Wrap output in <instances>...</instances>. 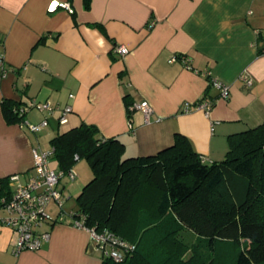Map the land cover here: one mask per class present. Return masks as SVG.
Returning a JSON list of instances; mask_svg holds the SVG:
<instances>
[{
  "label": "crops",
  "instance_id": "1",
  "mask_svg": "<svg viewBox=\"0 0 264 264\" xmlns=\"http://www.w3.org/2000/svg\"><path fill=\"white\" fill-rule=\"evenodd\" d=\"M49 1L0 0V179L17 173L25 183L35 173L33 149H51L55 134L81 123L120 138L129 156L154 155L179 133L213 162L224 158L230 134L264 121V0H58L71 12H49ZM118 44L129 52L119 54ZM211 78L229 86L226 97ZM205 95L215 98L208 115L194 106ZM6 99L32 104L23 118L47 116V126L31 132L20 120L7 122ZM143 99L153 108L148 120L129 107ZM67 105V121L59 123ZM76 163L74 178L58 184L63 204L64 189L77 186V196L92 177ZM76 196L63 211L76 209ZM46 210L53 218L60 213L55 201ZM5 215L0 209V219ZM35 230L47 233L40 248L15 254L17 235L0 221V264H100L89 229L71 218Z\"/></svg>",
  "mask_w": 264,
  "mask_h": 264
},
{
  "label": "trees",
  "instance_id": "2",
  "mask_svg": "<svg viewBox=\"0 0 264 264\" xmlns=\"http://www.w3.org/2000/svg\"><path fill=\"white\" fill-rule=\"evenodd\" d=\"M18 109L17 100H3L7 122L23 119ZM50 145L58 169L83 158L92 172L70 218L133 246L119 261L102 254L100 264H264V121L230 134L224 158L213 162L179 133L154 155L129 156L120 138L86 123L58 132ZM5 188L8 178L0 179Z\"/></svg>",
  "mask_w": 264,
  "mask_h": 264
},
{
  "label": "built area",
  "instance_id": "3",
  "mask_svg": "<svg viewBox=\"0 0 264 264\" xmlns=\"http://www.w3.org/2000/svg\"><path fill=\"white\" fill-rule=\"evenodd\" d=\"M58 8L65 9L68 12L72 11L71 4L68 1L55 0V4L54 0L48 2L47 9L49 12H53ZM114 48L121 55L129 52V49L123 44L115 45ZM176 58L177 56L172 55L168 60L174 61ZM3 66V60L0 57V68L5 72ZM242 79L246 85L251 84L252 80L250 76L243 75ZM209 82L220 90V97L227 96L229 89L227 84L216 78H211ZM214 101L215 99L213 100L205 95L194 106L201 109L205 115H208L213 107ZM31 105L19 106V115H25V112ZM129 107L132 110H140L144 114L145 120L149 119L153 111L151 104L146 99L134 102ZM41 108L51 109L48 102H42ZM70 111L71 107L68 105L61 109L59 123H65L67 121L66 115ZM47 124V116L38 122H29L24 118L20 121V126L31 132H38L47 126ZM51 155L52 148L49 150H43L38 147L34 148V175L30 176L25 183H20L19 174H11L7 177L8 188L0 190V209L6 212V215L0 221L2 224L11 227L17 235L16 242L13 246V252L15 254L23 250H37L40 248L42 239L47 238V233L40 234L36 232L35 228L43 222L61 221L70 218V212L66 213L62 210L56 218H53L46 210L50 201H55L61 210L63 201L58 184L65 175H68L71 179L75 176L71 170L64 172L60 169H52L49 166ZM73 222L76 225L84 226L82 221L74 220ZM89 231L94 244L102 254L108 255L116 261L123 258L125 247H133L123 241L115 239L110 233H98L92 229H89Z\"/></svg>",
  "mask_w": 264,
  "mask_h": 264
},
{
  "label": "rangeland",
  "instance_id": "4",
  "mask_svg": "<svg viewBox=\"0 0 264 264\" xmlns=\"http://www.w3.org/2000/svg\"><path fill=\"white\" fill-rule=\"evenodd\" d=\"M45 145L47 146V142H45ZM76 164H79L80 166H83L84 167V169H86L87 170V173L88 172H90V167H89V164H88V162L86 161V159H81V160H79ZM57 165V162H56V160H54L53 159V157L50 159V161H49V166L50 167H55ZM85 171V170H84ZM76 173V172H75ZM77 174V173H76ZM76 183L79 181V179L76 177ZM74 180V181H75ZM73 181V180H72ZM78 189V187L77 186H74V185H72L71 187H67L66 189H64V194H65V196L67 197V199L65 200V202H64V206H63V208L65 209V210H69V208L70 207H73L74 205H75V196H76V194H77V190ZM57 206H52V205H50L49 206V208H48V210H50V211H52V212H55L56 211V209H58V208H56ZM181 237L188 243V244H190V245H192V244H198L200 247H201V243H200V241H196V237H195V234L192 232V231H190V230H183V231H181ZM243 243H246V242H244V241H242Z\"/></svg>",
  "mask_w": 264,
  "mask_h": 264
},
{
  "label": "snow or ice",
  "instance_id": "5",
  "mask_svg": "<svg viewBox=\"0 0 264 264\" xmlns=\"http://www.w3.org/2000/svg\"><path fill=\"white\" fill-rule=\"evenodd\" d=\"M54 4H55V0H54Z\"/></svg>",
  "mask_w": 264,
  "mask_h": 264
}]
</instances>
